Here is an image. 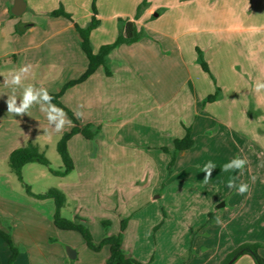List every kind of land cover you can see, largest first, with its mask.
Listing matches in <instances>:
<instances>
[{
  "label": "rangeland",
  "instance_id": "374dc122",
  "mask_svg": "<svg viewBox=\"0 0 264 264\" xmlns=\"http://www.w3.org/2000/svg\"><path fill=\"white\" fill-rule=\"evenodd\" d=\"M96 2L91 0L76 10L80 15L87 9L93 13ZM43 5L45 8L49 6ZM148 6L149 3L146 8ZM24 15L28 17L29 13ZM0 63L4 78L10 79L9 68L13 62L1 58ZM78 84L67 88L64 94ZM76 96L70 97L74 109L68 106L69 102L65 105L62 97L60 99L72 112L70 115L63 109L73 123L68 130L75 124L74 116L81 126L93 124L92 130L99 131L91 139L81 135L72 140L74 170L66 179L51 172V169L61 170L63 167L56 146L65 131L62 134L51 131L52 128L44 124L9 125L7 121L11 117L4 115L5 110H0V230L11 236L18 250L16 259L20 257V261L16 264H63L56 259L57 251L66 254L67 264H106L107 247L93 251L78 232L55 226L54 199L37 196L47 193L50 188H57L66 198L61 216L69 220H75L77 216L84 218L96 244L108 234L120 233L122 222L126 221L123 241L125 232H128V248L133 246L136 253L140 251L141 254L149 252L148 264H185L190 257L199 264L202 259L223 253L225 260L244 243H259L262 247L258 254L264 258V152L259 157L254 153L258 147H246L240 135H230L223 129L217 130V127L213 130L211 127L192 133L195 145L179 151L172 162L174 144H171L169 134L164 135L153 126H160L159 130L169 128L172 135L180 136L176 122L183 120L186 123L190 109L185 106L183 110L176 109L179 100L168 106L167 112H161V118L155 116L157 113H151L133 122L134 126H150V129L125 130L117 135V142L111 143L112 128L84 123L85 112L79 106L80 93ZM116 104L122 111L132 113L138 100L110 99L107 106L114 110ZM5 117L6 122H3ZM196 140L199 142L197 148ZM30 142L39 144L51 166L28 163L22 168L23 179L20 180L9 167V156L13 150ZM68 147L70 151L69 144ZM235 157L248 161L243 172H223V165ZM209 161L216 168L211 179L205 182L203 168ZM230 178H235L237 185L247 183L250 191L240 195L235 188H228ZM26 186L33 194L27 192ZM216 217L220 218V224L215 223ZM103 221H108L109 225H104ZM4 242L0 238V259L4 254ZM148 245L152 247L151 251L147 250ZM7 246L4 250L11 254ZM68 248L75 250L76 258L69 257Z\"/></svg>",
  "mask_w": 264,
  "mask_h": 264
},
{
  "label": "crops",
  "instance_id": "0c3cea01",
  "mask_svg": "<svg viewBox=\"0 0 264 264\" xmlns=\"http://www.w3.org/2000/svg\"><path fill=\"white\" fill-rule=\"evenodd\" d=\"M143 1L97 0L96 17L100 23L90 34L95 52L102 45L115 41L119 26L117 19L134 20ZM147 1L149 6L135 19L147 36L133 44L115 48L109 55L111 75L107 76L104 67H99L87 80L62 96L64 104L69 102L68 106L74 109L70 97L76 98L80 93L79 106L85 112L84 123L112 128L114 134L110 141L115 143L117 135L125 130L150 129V126H134L136 118L151 113H157L155 116L161 118V112H167L166 108L179 100L180 105L176 109L184 106L190 109L186 123L183 120L176 122L180 136L172 135L169 128L159 130L160 126H153L162 134H169L171 144L175 138L183 137L186 125L191 126L193 135L196 130H210L211 127L215 130L218 127L217 130L223 129L230 135H240L246 147H258L254 153L261 157L264 152V91L255 92L254 85L257 81L264 82V0ZM14 2L0 0V59L13 62L11 68L7 66L11 74L24 65H31L22 85L15 90L18 89L15 93L17 99L22 98L23 87L27 85L46 88L49 94L55 93L66 81L78 77L88 67V58L80 46L74 24L85 26L93 16L88 9L81 15L76 10L91 0H25L26 10L20 16L11 13ZM44 3L49 6L45 8ZM60 5L73 13L74 21L49 14ZM26 13H29L28 17H25ZM196 48L201 49L215 80L199 65ZM2 67L0 63V69ZM4 74L0 70V110H5L4 115L11 117L8 124H44L55 131L46 114L40 111L39 104L33 105L23 117L7 112L5 101L12 94L13 86L5 84L7 78ZM217 88L220 89V97L203 104L204 99L214 94ZM119 98L123 101L138 100V106L132 113L122 111L119 104L114 110L112 106L109 109L108 101ZM141 100L148 102L144 104ZM3 120L6 122V117ZM72 125L71 122L57 133L62 134ZM77 136L81 135H75L68 143L73 158L70 144ZM68 175L60 177L66 179ZM124 237L126 255L148 264L149 252L136 253L133 246L128 248V232ZM6 246L4 242L2 247L5 249ZM105 247L108 248L104 246L102 250ZM4 249L0 264H8L10 252L8 254ZM151 249L148 245L147 250ZM224 257V253L211 255L199 264H222ZM56 259L63 264L68 262L63 251H57ZM19 261L20 257L14 264ZM185 264L196 263L190 257ZM232 264L255 262L249 254H244Z\"/></svg>",
  "mask_w": 264,
  "mask_h": 264
},
{
  "label": "trees",
  "instance_id": "16d2710c",
  "mask_svg": "<svg viewBox=\"0 0 264 264\" xmlns=\"http://www.w3.org/2000/svg\"><path fill=\"white\" fill-rule=\"evenodd\" d=\"M147 0H144L137 9V14L135 19L139 18L143 10L147 6ZM53 17L63 16L68 18L71 21L73 17L68 13L64 7L61 5L58 9H55L49 13ZM97 9L94 5L93 16L91 17L90 22L86 26H81L75 22V28L78 32L80 38V46L83 52L88 58V67L82 76L76 80H72L64 85V87L58 92L50 94L54 97L52 103L60 106L68 114L72 115V112L68 110L61 102V97L63 96L65 90L75 84L84 82L91 75H93L99 67H104L106 74L111 75L109 67V55L117 47L126 44H133L142 38L146 37V32L143 29H140L135 19H125L120 18L118 22V36L114 42L102 45L97 52L93 50L90 34L94 28H96L100 20L97 19ZM198 54V63L201 66L202 70L208 73L213 80H215L212 75L210 68L204 58V55L201 49L196 48ZM220 97V89L217 88L214 94L207 96L203 104L207 102H213ZM74 119V126L65 131L59 141L57 142V152L60 155V158L63 163L61 170H53L51 172L57 176H66L74 170V161L70 154L68 143L69 140L77 134L84 136L85 138L91 139L99 131L98 129H93V124H87L85 126L80 125V121L72 116ZM97 128V127H96ZM192 129L191 127H185V134L182 138H175L173 141L174 150L172 154V162L175 161L176 154L179 151L187 150L192 148L195 145V141L191 136ZM166 151L167 149L164 148ZM28 163H39L47 167L51 166L50 160L46 157L45 153L41 150L40 146L36 143L30 142L25 147H20L13 150L9 156L8 164L10 169L16 173L20 180H22V168ZM27 192L33 194L28 186H26ZM39 198H53L55 201V212L53 216L54 224L57 228L61 230H70L78 232L84 239L86 246L93 251H100L104 246L109 248V256L107 258L106 264H141L132 257L126 255L123 249V230L126 227V221L122 222V231L118 234H108L106 235L100 243H94L92 233L86 223V220L82 217L77 216L75 220H69L61 216V209L66 205V198L57 188H50L47 193L37 195ZM104 225H109L108 221H103ZM0 237L3 238L8 244L11 254L8 259V264H12L16 259L18 250L13 245L11 236L0 230ZM262 246L259 243H244L239 245L234 251L228 254L226 259L222 264H228L231 260L233 262L244 254H249L253 258L255 264H264V258L260 257L258 254L259 249ZM232 262V263H233ZM231 263V264H232Z\"/></svg>",
  "mask_w": 264,
  "mask_h": 264
},
{
  "label": "clouds",
  "instance_id": "9594fccd",
  "mask_svg": "<svg viewBox=\"0 0 264 264\" xmlns=\"http://www.w3.org/2000/svg\"><path fill=\"white\" fill-rule=\"evenodd\" d=\"M31 65H24L14 74H10L11 78L5 80L6 85L13 86V92L7 96L5 101L7 106V112L12 113L16 116L23 117L29 111V109L36 104L40 105V111L46 114V117L50 125L54 126L56 132H61L66 125H70L71 121L67 119L66 113L63 109L57 107L52 103L54 97L51 96L46 88H36L33 85H27L23 87L22 98L17 99L15 90L17 87L22 85L23 79L29 73ZM254 91L260 93L264 91V82L257 81L254 85ZM248 161L241 157H235L222 167L223 172H229L233 170H239L241 173ZM216 168L215 164L209 161L204 165L203 173H205L204 180L207 182L211 179L212 172ZM228 188H235L240 195H244L250 191L247 183H235V178H230L227 183ZM215 223L220 224L221 220L219 217L215 218Z\"/></svg>",
  "mask_w": 264,
  "mask_h": 264
},
{
  "label": "water",
  "instance_id": "95a60500",
  "mask_svg": "<svg viewBox=\"0 0 264 264\" xmlns=\"http://www.w3.org/2000/svg\"><path fill=\"white\" fill-rule=\"evenodd\" d=\"M26 10V2L25 0H15L13 7L11 8V13L15 16H20ZM67 253L70 258L76 257V252L73 249L68 248ZM233 260H231L228 264H231Z\"/></svg>",
  "mask_w": 264,
  "mask_h": 264
}]
</instances>
